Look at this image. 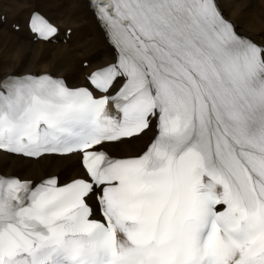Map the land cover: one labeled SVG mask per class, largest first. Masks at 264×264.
Here are the masks:
<instances>
[{"label": "snow or ice", "instance_id": "1", "mask_svg": "<svg viewBox=\"0 0 264 264\" xmlns=\"http://www.w3.org/2000/svg\"><path fill=\"white\" fill-rule=\"evenodd\" d=\"M92 6L117 56L89 86L0 81V151L78 154L85 170L0 174V264H264V43L217 0ZM153 129L135 156L103 150Z\"/></svg>", "mask_w": 264, "mask_h": 264}, {"label": "bare ground", "instance_id": "2", "mask_svg": "<svg viewBox=\"0 0 264 264\" xmlns=\"http://www.w3.org/2000/svg\"><path fill=\"white\" fill-rule=\"evenodd\" d=\"M217 3L241 33L264 43V0H217ZM34 10L42 11L63 31L73 28L70 41L67 44L34 42L25 31L14 32L12 21L22 19L26 23ZM2 14L7 19L3 23L0 18V81L31 73H51L65 78L71 86H80L87 74L115 61L113 49L86 0H0V17ZM85 60L91 61L88 68L81 67ZM68 75H74L71 83L66 78ZM152 137L153 133H147L141 139L109 146V149L117 156H135ZM79 164L78 155L32 161L0 152V173L26 180L39 181L52 175L67 177L66 172L80 170ZM68 179L71 177L65 178Z\"/></svg>", "mask_w": 264, "mask_h": 264}, {"label": "rangeland", "instance_id": "3", "mask_svg": "<svg viewBox=\"0 0 264 264\" xmlns=\"http://www.w3.org/2000/svg\"><path fill=\"white\" fill-rule=\"evenodd\" d=\"M83 43V42H82ZM75 52V51H74ZM76 53V52H75ZM74 65L76 66V61L74 62ZM17 75H19V74H17ZM68 80H69V82L71 83V81L74 79V75H68L67 77H66ZM13 175V174H12Z\"/></svg>", "mask_w": 264, "mask_h": 264}]
</instances>
